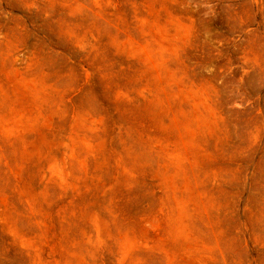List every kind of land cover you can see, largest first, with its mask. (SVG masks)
Returning <instances> with one entry per match:
<instances>
[{
  "label": "rangeland",
  "instance_id": "obj_1",
  "mask_svg": "<svg viewBox=\"0 0 264 264\" xmlns=\"http://www.w3.org/2000/svg\"><path fill=\"white\" fill-rule=\"evenodd\" d=\"M0 264H264V0H0Z\"/></svg>",
  "mask_w": 264,
  "mask_h": 264
}]
</instances>
